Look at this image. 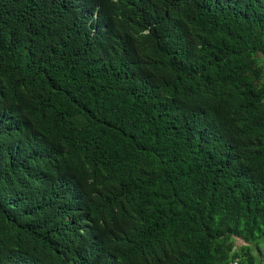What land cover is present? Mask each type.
<instances>
[{
    "label": "trees",
    "instance_id": "1",
    "mask_svg": "<svg viewBox=\"0 0 264 264\" xmlns=\"http://www.w3.org/2000/svg\"><path fill=\"white\" fill-rule=\"evenodd\" d=\"M263 60L264 0H0V264H264Z\"/></svg>",
    "mask_w": 264,
    "mask_h": 264
},
{
    "label": "rangeland",
    "instance_id": "2",
    "mask_svg": "<svg viewBox=\"0 0 264 264\" xmlns=\"http://www.w3.org/2000/svg\"><path fill=\"white\" fill-rule=\"evenodd\" d=\"M259 58H261V56H259ZM262 62H263V63H262V64H263V66H264V60H263ZM263 253H264V247H263Z\"/></svg>",
    "mask_w": 264,
    "mask_h": 264
}]
</instances>
